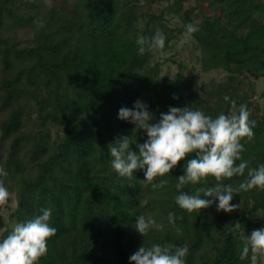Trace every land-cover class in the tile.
<instances>
[{"label":"trees","instance_id":"obj_1","mask_svg":"<svg viewBox=\"0 0 264 264\" xmlns=\"http://www.w3.org/2000/svg\"><path fill=\"white\" fill-rule=\"evenodd\" d=\"M139 1L0 0V168L16 198L7 212L0 206V240L50 208L49 224L57 231L39 264H132L140 246L154 243L171 244L173 252L186 246L185 264H252L251 255L239 258L240 235L264 228V190L234 194L239 207L232 212L218 211L216 201L189 213L175 203L180 191L195 195L216 184L209 177L177 190L194 154L157 177L153 183H167L153 189L143 170L131 179L116 173L109 144L129 136L138 152L137 144L147 141L145 130L119 118V110L134 108L138 99L153 114L151 123L170 107L215 118L244 104L256 122L253 139L241 140L248 168L223 183L238 188L248 169L264 164V93L257 89L264 81V21L255 16L264 13V0ZM168 16L180 20L170 26ZM189 23L198 26L191 35ZM156 32L165 36L164 49L145 45L141 51L138 37L151 40ZM190 46L198 67L180 62L174 75L163 73ZM165 51L168 58L150 64ZM212 71H222L223 79L200 76ZM139 215L163 229L143 237L134 228Z\"/></svg>","mask_w":264,"mask_h":264},{"label":"clouds","instance_id":"obj_2","mask_svg":"<svg viewBox=\"0 0 264 264\" xmlns=\"http://www.w3.org/2000/svg\"><path fill=\"white\" fill-rule=\"evenodd\" d=\"M186 31L191 35L198 31V26L189 23ZM137 44L142 46L141 51H144L145 45L149 51H162L165 36L160 32H156L151 40L140 36ZM224 99L228 101L230 98L225 96ZM231 103L235 107L236 102L232 100ZM250 115V110L244 104L239 106L238 112L228 115L221 113L215 118L200 110L170 107L167 113H161L158 123H151L153 114L138 99L134 108H121L119 118L134 124L135 129L145 130L148 139L137 144L138 152L132 150L133 143H130L129 136L109 144L110 156L113 158L111 167L119 176L128 179H131L135 171L143 170L144 180L156 189L167 183L165 180L153 183L157 177L169 174L182 160L194 154V158L186 159L184 174L177 178V190L188 184L196 185L202 181L207 183L209 177L214 178L216 184L214 187L197 189L195 195L180 191L175 203L189 213L201 212L216 201L218 211H235L239 205L232 204L234 194L254 188L264 190V164L248 169L247 178L238 188L223 183L226 179L244 176L248 168V162L241 158L244 150L241 140L247 138L251 141L254 137L256 122L250 119ZM238 160L241 161L239 164L236 163ZM6 176L7 172L0 168V206L8 204L11 197L2 179ZM201 192L203 196L214 199L201 198ZM51 215L52 210L45 208L42 214L17 223L10 234L0 240V264H39L48 253V239L57 231L49 224ZM175 219V214L170 212L169 223H174ZM239 226L237 223L236 228ZM134 228L145 237L152 229L162 230L163 225L152 217L139 215L135 219ZM240 240L241 260L251 255L252 264H257L258 259L264 261V228L255 229L248 235L241 234ZM173 247L171 244L154 243L148 247L143 244L129 259L132 264H185L187 247H175L174 252Z\"/></svg>","mask_w":264,"mask_h":264},{"label":"rangeland","instance_id":"obj_3","mask_svg":"<svg viewBox=\"0 0 264 264\" xmlns=\"http://www.w3.org/2000/svg\"><path fill=\"white\" fill-rule=\"evenodd\" d=\"M139 1V0H137ZM139 2H142V0H140ZM193 3V1H192ZM167 3L163 2V3H153L152 4V9H160L163 6H165ZM207 10V13H210V11ZM255 16L259 19H262L264 21V13L262 12H258L255 14ZM169 17V25L170 26H175L178 21L180 20V18L178 16H168ZM181 46H178V49H180ZM193 47L190 46L188 49H184L182 50L181 54L178 55L180 57V61H176V60H171L168 64L163 66V73H170V75H174L178 70L182 69V65H180L179 63L182 62V64H186L187 69L192 70V68H194L193 66H195L196 68L198 67V63L193 59ZM170 56V53L168 51L162 52L159 55L155 56L152 58V60L150 61V64H153L154 62H156L157 60H164L166 58H168ZM194 70V69H193ZM200 76H202V78H204L206 81L208 82H219L220 80L223 79L224 77V73L222 71H212L209 74H203L200 73ZM257 89L259 91V93H264V81H259L258 82V86ZM262 104L264 105V100H261ZM11 197H10V201L8 204H6L4 212H7L9 208H14L16 205V198H15V193L12 192L10 193ZM262 264H264V261H262Z\"/></svg>","mask_w":264,"mask_h":264}]
</instances>
